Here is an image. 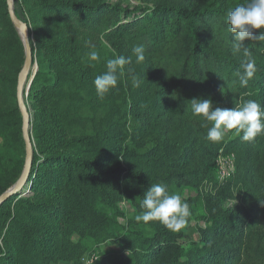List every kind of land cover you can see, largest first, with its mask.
Here are the masks:
<instances>
[{"label":"trees","instance_id":"obj_1","mask_svg":"<svg viewBox=\"0 0 264 264\" xmlns=\"http://www.w3.org/2000/svg\"><path fill=\"white\" fill-rule=\"evenodd\" d=\"M29 1L37 16L33 15V29L39 35L38 71L29 94L36 110L34 119L38 140L51 141L63 128L68 129L67 126L77 128L83 127L85 122H94L102 107V98L97 96L94 101L83 103L82 94L87 85L94 86L98 74L92 72L91 66L82 67L75 60L81 61L82 56H86L84 48H91L90 42L95 37H102L131 52L134 45H142L145 59L160 76V90L155 94L148 93V88H143L153 83L143 82L133 103L120 108L123 109L122 119L111 122L105 135L102 136L101 125L96 135L75 134L67 141L59 142L64 149L74 150L76 147L96 154L95 163L100 170L94 168V163L86 157H73L66 150L47 155L44 162L33 151L29 189L37 198L34 210L46 209L45 213L54 217L59 216L54 211H63L60 217L69 224L68 238L74 233H87L98 242L106 241L112 238L106 229L107 216L98 209L89 187L73 183L78 175L88 178L102 194L103 201L114 207L99 179L103 164L97 161L98 158L105 159L104 156L110 153L115 158L137 155L142 158L146 165L142 164L144 172L123 167H118L117 171L136 182L137 193L145 194L151 183H162L167 186V191L176 186L198 187L203 180L213 177L217 156L223 150L235 155L236 173L219 188L216 202L209 212L211 228L204 234L202 246L194 245L185 252L178 244L179 236L168 228L160 229L152 238L139 230L129 231L118 239L129 252L127 258L106 256L100 264H244L246 257H250L251 264H264V135L245 142L241 133L228 141L222 138L219 142H211L206 139L211 125L194 117L190 108L187 109V102L193 98L211 99L227 109L253 99L264 109V45L258 42L252 45L253 41L245 40L255 61V75L246 87L240 86L236 75L242 71L240 65L245 52L241 49L233 54L227 13L241 1L201 0L199 7H184L168 0H158L153 7L133 9L103 1ZM2 6L8 9L7 0H3ZM259 31L256 30V34ZM6 37L10 41L8 45L16 42L20 47L22 67L25 53L11 19L7 20ZM30 43L34 57V46ZM143 95L146 96L144 103L140 99ZM151 95L153 100L149 101ZM85 106L90 108L94 117L87 116V119L84 113L80 114V109ZM132 112L140 121V133L144 132L142 137H146L150 119L159 122V129L166 134L164 140H154L153 155L150 152H123L121 147L107 146L108 142L113 144L125 139L126 122L122 120ZM93 124L99 123L95 121ZM227 132L236 134L235 130ZM1 135L10 148L16 143L22 145L23 167V116L17 105L0 113ZM59 143L54 142V145ZM19 156L16 154L17 158ZM63 179L73 183L72 188L80 196L76 209L69 207L67 210L53 202L42 203L41 196L45 194L44 198ZM11 186L0 190V195ZM18 194L10 196L0 207ZM228 200H237L239 204L233 209L224 208L222 204ZM12 223L27 238L38 237L44 232L41 225L25 219H15ZM64 246L68 252L78 248L67 243ZM3 253L0 248V254ZM11 255L6 251V258L0 264H17L16 261H6ZM23 264L28 263L25 260Z\"/></svg>","mask_w":264,"mask_h":264},{"label":"rangeland","instance_id":"obj_2","mask_svg":"<svg viewBox=\"0 0 264 264\" xmlns=\"http://www.w3.org/2000/svg\"><path fill=\"white\" fill-rule=\"evenodd\" d=\"M89 1H103L111 4L120 5L123 8H150L153 7L158 0H89ZM171 3L179 4L184 7H199L201 0H168ZM237 2H243V0H234ZM3 0H0V113L6 112L14 106L19 107L18 103V84L19 77L24 68L26 61V50L23 41V35L15 28L17 35L21 41L24 49L25 58L24 65L21 67L20 59V47L16 42L8 45L9 39L6 37L7 20L10 19L8 9H4L2 6ZM8 8V7H7ZM14 11L17 17L26 23L30 31V41L34 46L35 65L29 78L27 89L24 90L23 98L25 102V109L29 118V134L33 145V151L44 162L47 155H57L62 150L70 153L73 157H86L94 163V168L99 167L95 163L96 154L89 152L85 149H64L59 142H65L69 138L76 136L75 134H94L98 132L99 126L103 125L101 131L102 136L109 131V124L111 122L119 121L122 119L123 109L120 108L129 106L136 98L135 95L143 82H150L143 89L148 88V93H157L156 90H160V76L156 72L154 66L148 61L144 60L141 63H136V58L131 51H128L113 42L105 41L102 37H95L90 42L91 47L95 46L96 50L100 53L101 60L99 63L92 67V72H97L98 75L103 74L106 71V61L114 58L115 56L122 55L126 58L131 57L132 63L125 65V72L123 75L118 76V83L115 88L111 89L102 98V107L98 110L95 117L91 116V110L88 106L80 109L81 113H84L89 117H94V122L99 124L94 125V122H85L83 127L77 128L67 126L51 138V141L47 139L38 140L37 131L35 129V113L36 110L33 107V101L29 100L30 88L35 75L38 71V38L39 35L33 29V15H35V9L32 6V2L29 0H15ZM91 48L85 46L84 52H87ZM75 63L80 66H87V57L82 56L81 61L75 60ZM139 76L142 81L139 87H134L131 81V75L128 70ZM17 81V83H16ZM97 92L94 86L87 85L82 97L84 102H92L97 98ZM100 98V97H99ZM141 102L144 103L146 96L140 97ZM149 101L153 100L151 95L148 98ZM214 107H219L218 104L213 103ZM20 109V108H19ZM88 119V117H87ZM122 122H126L125 127V139L116 140L115 143H107L110 147H121L123 152L136 151L138 154H144L150 152L154 154V140L157 138H166L159 129V122L155 123L153 119L148 122V129L146 131V137L144 132L140 133V121L135 113H130L125 117ZM75 128V130H74ZM238 135H230L225 132L223 139L228 141L236 138ZM24 140V136H23ZM177 142L180 139H175ZM59 143L60 145H54ZM8 141L1 135L0 136V190L12 185L7 191L17 188L19 193L11 202L5 206L0 207V248L4 251L0 254V263L5 260V252L10 251L11 257H8L6 261H16L17 264H23V261H27L28 264H100L101 260L106 256H113L117 258H127L129 252L119 243L118 239L125 236L129 231L139 230L144 236L152 238L162 228L165 227L159 221H150L148 223L137 222L135 216L142 212L140 208V201L143 199L144 194L136 192L135 181H130L128 175L117 171L118 167L124 169H130L134 171H145L144 160L137 157H119L115 158L111 153L103 158H98L97 161L103 164V174L99 175V179L103 187L106 189L109 198L115 204L114 207L110 206L107 202L103 201L102 194L93 185L88 178H82L80 175L76 176L73 180L76 185L83 187H89L93 196H95V204L98 209L107 216L106 229L111 234L112 238L106 241H96L90 237L87 233H74L68 238L66 221L61 220L63 217V211H54L59 216L46 214V209L39 211L34 210L36 203V195L29 188L32 185L30 182V170L28 172V181L22 185L25 179L24 174L26 171V146L23 142L25 150V161H21L22 145L16 143L14 147H8ZM183 150V149H181ZM19 154V158L16 157ZM84 159V158H82ZM230 161L235 163V169H230ZM144 166H143V165ZM226 171V175H223V171ZM236 173V158L233 153H226L220 150L214 167L212 178H206L196 188L191 187H173L168 190L170 194L176 193L182 197V201L188 203L190 209V215L187 218V223L179 231H172L175 235L179 236L178 244L185 251H190L194 245L202 246L204 234L211 228L209 221V212L213 202H216L219 188L226 185ZM55 185L44 198L45 194L41 196L42 203L53 202L60 207H65L69 210V207L75 209L79 207L78 201L80 200L79 194L72 188V184L64 181ZM68 181V180H67ZM24 190V191H23ZM6 191V192H7ZM1 194L0 196H2ZM73 200V201H72ZM237 200L225 201L222 206L224 208H234L238 205ZM15 219H25L29 222L37 223L44 229L42 235L34 238H27L24 236L21 230L12 223ZM34 243H33V242ZM72 247L78 246L74 251H66L65 244ZM19 258V260L17 258ZM14 258V259H13ZM250 260V257H248ZM244 259V264L246 260ZM248 260V261H249ZM251 264V260L246 263Z\"/></svg>","mask_w":264,"mask_h":264},{"label":"clouds","instance_id":"obj_3","mask_svg":"<svg viewBox=\"0 0 264 264\" xmlns=\"http://www.w3.org/2000/svg\"><path fill=\"white\" fill-rule=\"evenodd\" d=\"M228 32L232 34L231 47L233 54L239 53L241 49L245 52L240 69L236 75L241 87H246L254 77L256 66L255 61L249 54L245 40L253 41L252 45H264V0H243L237 3L227 13ZM256 30H260L256 34ZM132 53L136 63L145 60V49L142 45H134ZM87 62L95 67L100 62V53L95 46L86 54ZM132 63L131 57L118 55L106 61V71L95 77L93 83L97 95L101 98L118 83V76L125 72V65ZM131 75L132 85L139 87L142 82L136 74L128 70ZM190 108L194 117H200L208 122L206 139L211 142H219L225 132L235 130L237 135L245 142L254 141L257 136L264 135V109L260 103L253 99H247L242 104H236L232 109L214 107L211 99L193 98L187 102V109ZM186 109V111H187ZM207 127V125H204ZM142 212L135 216L137 222L148 223L159 221L172 231H179L186 225L190 215L189 205L182 201L179 194H170L167 186L162 183H151L140 201Z\"/></svg>","mask_w":264,"mask_h":264},{"label":"water","instance_id":"obj_4","mask_svg":"<svg viewBox=\"0 0 264 264\" xmlns=\"http://www.w3.org/2000/svg\"><path fill=\"white\" fill-rule=\"evenodd\" d=\"M14 1L15 0H7L8 4V12L12 23L14 24L15 28L22 34L23 41L25 44L26 50V61L24 68L19 77V84H18V103L19 108L23 116V136L26 146V171L24 174L25 179L22 182V185L28 181V172L30 170L32 164V156H33V145L31 142L30 134H29V118L27 115V111L25 109V102L23 98L24 90L27 89L30 75L33 71L35 62L32 52V47L30 43V31L29 27L26 23H23L15 14L14 11ZM17 192V188L9 190L5 192L2 196H0V206L13 194Z\"/></svg>","mask_w":264,"mask_h":264},{"label":"built area","instance_id":"obj_5","mask_svg":"<svg viewBox=\"0 0 264 264\" xmlns=\"http://www.w3.org/2000/svg\"><path fill=\"white\" fill-rule=\"evenodd\" d=\"M229 164H230V169H233L234 170L235 169V163L233 161H230ZM223 175L224 176L226 175V171L225 170L223 171Z\"/></svg>","mask_w":264,"mask_h":264},{"label":"bare ground","instance_id":"obj_6","mask_svg":"<svg viewBox=\"0 0 264 264\" xmlns=\"http://www.w3.org/2000/svg\"><path fill=\"white\" fill-rule=\"evenodd\" d=\"M22 35L24 36V34L22 33Z\"/></svg>","mask_w":264,"mask_h":264}]
</instances>
